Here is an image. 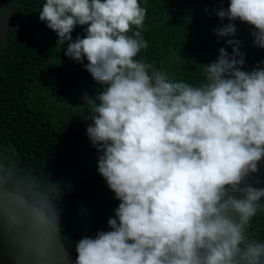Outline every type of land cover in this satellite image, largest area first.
<instances>
[{"label": "clouds", "instance_id": "obj_1", "mask_svg": "<svg viewBox=\"0 0 264 264\" xmlns=\"http://www.w3.org/2000/svg\"><path fill=\"white\" fill-rule=\"evenodd\" d=\"M38 15L57 44L67 42L64 55L87 60L85 69L104 86L85 97L86 134L119 204L110 230L76 242L75 264H264V242L245 237L250 219L264 210V187L244 183L264 158V61L243 70L239 42L227 39L231 52L220 47L193 86L149 73L150 65L134 59L147 47L140 0H45ZM216 15L228 20L213 29L219 37H234L239 20L264 47V0H229ZM77 25H86V34L73 40ZM8 182L0 169V184ZM52 190L59 196L57 183ZM32 219L59 231L46 197L33 202ZM22 223L6 218L9 230ZM47 249L41 241L35 255Z\"/></svg>", "mask_w": 264, "mask_h": 264}, {"label": "trees", "instance_id": "obj_2", "mask_svg": "<svg viewBox=\"0 0 264 264\" xmlns=\"http://www.w3.org/2000/svg\"><path fill=\"white\" fill-rule=\"evenodd\" d=\"M19 2L10 44L0 56V167L9 175L7 187L13 192H23L32 203L43 197L54 202L61 242L77 256L76 242L94 237L98 230H110L107 220L119 204L97 171L100 153L86 134L91 120L85 97L94 98L104 86L85 69L87 60L80 63L64 55L67 42L57 44V34L39 19L45 0ZM185 2L140 0L146 9L140 31L147 47L134 59L150 65L149 73L160 70L172 80L199 86L204 65L217 58L218 49H232L198 33L186 17L165 18ZM228 3L206 0L207 11L221 21L216 13ZM223 22L228 23L227 18ZM234 23L252 27L239 20ZM85 27H75L73 40L86 34ZM240 50L245 54L243 70L251 71L264 61V52ZM53 183L60 187L59 196L52 190ZM260 203L264 204V198ZM245 237L264 242V210L258 208L250 219Z\"/></svg>", "mask_w": 264, "mask_h": 264}, {"label": "water", "instance_id": "obj_3", "mask_svg": "<svg viewBox=\"0 0 264 264\" xmlns=\"http://www.w3.org/2000/svg\"><path fill=\"white\" fill-rule=\"evenodd\" d=\"M20 6L19 0H0V56L10 44L9 33ZM181 17H186L198 33L202 31L213 40L225 43L227 39H235L246 53L264 52V47L253 44L252 27H236L234 37H219L213 29L227 23L209 14L206 0H186L184 6L165 14V18ZM244 183L256 188L264 187V158L258 162V170L245 177ZM32 208L33 203L26 196L13 192L7 184H0V264H75L76 256L68 253L61 242L60 229L57 231L44 222H34ZM9 215L22 218L19 230L6 227ZM41 241H46L49 251L47 255L37 256L34 249Z\"/></svg>", "mask_w": 264, "mask_h": 264}, {"label": "rangeland", "instance_id": "obj_4", "mask_svg": "<svg viewBox=\"0 0 264 264\" xmlns=\"http://www.w3.org/2000/svg\"><path fill=\"white\" fill-rule=\"evenodd\" d=\"M75 102H70L69 104L65 105V106H72Z\"/></svg>", "mask_w": 264, "mask_h": 264}, {"label": "snow or ice", "instance_id": "obj_5", "mask_svg": "<svg viewBox=\"0 0 264 264\" xmlns=\"http://www.w3.org/2000/svg\"><path fill=\"white\" fill-rule=\"evenodd\" d=\"M48 251H49V249H47V251H46L45 255H47Z\"/></svg>", "mask_w": 264, "mask_h": 264}, {"label": "bare ground", "instance_id": "obj_6", "mask_svg": "<svg viewBox=\"0 0 264 264\" xmlns=\"http://www.w3.org/2000/svg\"><path fill=\"white\" fill-rule=\"evenodd\" d=\"M31 217H32V212H31ZM60 260H61V258L60 257H58Z\"/></svg>", "mask_w": 264, "mask_h": 264}]
</instances>
